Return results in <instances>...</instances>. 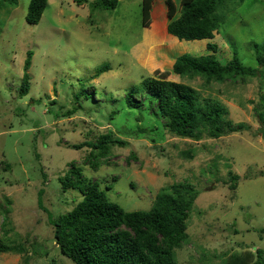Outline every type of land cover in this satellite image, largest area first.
<instances>
[{
  "label": "rangeland",
  "instance_id": "obj_1",
  "mask_svg": "<svg viewBox=\"0 0 264 264\" xmlns=\"http://www.w3.org/2000/svg\"><path fill=\"white\" fill-rule=\"evenodd\" d=\"M180 1L173 0L177 7ZM141 2L119 0L113 10L92 12L90 1L47 0L37 24L25 20L29 0H17L16 6L0 3V238L1 211L7 208L3 242L26 247L0 252V264H74L51 241L52 227L37 203L42 189V206L57 217L81 199L80 191L63 190L58 181L70 163L128 211L150 208L171 183L195 185L199 193L187 219L189 238L174 250L175 264H223V254L264 248V174L259 172L264 170V139L254 111L264 103V66L259 67L253 50L254 43H264V0H243L220 12L219 32L200 40L167 33L164 0L153 1L149 25H142ZM208 41L217 45L215 55L222 63L235 51L244 66L262 68V75L205 83L200 76L171 71L178 55L207 52ZM29 51V90L20 96ZM104 66L106 71L93 76ZM166 71L168 79L221 102L234 125L248 127L194 141L169 133L155 102L126 105L131 86ZM106 131L125 144L110 145L96 168L87 162L90 148L68 146ZM229 170L239 175L234 190L217 183Z\"/></svg>",
  "mask_w": 264,
  "mask_h": 264
},
{
  "label": "trees",
  "instance_id": "obj_2",
  "mask_svg": "<svg viewBox=\"0 0 264 264\" xmlns=\"http://www.w3.org/2000/svg\"><path fill=\"white\" fill-rule=\"evenodd\" d=\"M81 5L90 1L92 12L95 10H113L119 0H74ZM154 0H142L141 23L149 25L150 12ZM243 0H181L179 7L173 0H164L169 18L166 30L179 40H200L213 38L219 32L220 12L230 10ZM7 6H16L17 0H0ZM47 0H29L25 20L37 24L46 8ZM207 52L198 55L182 53L171 64V71L179 77L200 76L205 83L214 80L223 82L238 77L262 75V68L244 66L232 51L230 57L222 63L215 53L217 45L208 41ZM255 59L259 67L264 66V43L253 44ZM211 51V52H209ZM32 52L27 53L23 64V74L18 94L24 96L29 90V74ZM102 67L93 76L106 71ZM148 75L138 84L131 86L124 95L129 108H137L145 99L156 103L157 112L166 119L163 127L178 137L199 141L203 138L216 139L247 128L243 123L234 125L227 118L226 107L216 99L202 97L198 90L184 82L167 78V74ZM142 94L143 100H134L135 94ZM78 96V95H75ZM77 99V98H76ZM262 101L264 95L261 96ZM76 106L79 108L80 103ZM74 107L73 110H76ZM258 121V132L264 139V103L254 106ZM73 112V111H72ZM112 113L110 117H112ZM123 145L124 141L113 136L111 131L99 134L94 140L87 139L68 146L73 149L90 148L87 162L92 168L99 165L100 159H106L109 146ZM191 158L192 151L187 153ZM64 173L58 177L63 190L77 189L81 199L68 212L54 217L42 206L38 191L37 203L47 215L52 227L51 241L56 249L74 264H175L174 250L188 241L187 219L199 193L191 182L171 183L155 195L148 209L125 210L117 202L109 199L97 180L85 177L82 168L70 163ZM210 169H214L213 166ZM264 174V170L259 171ZM46 177L45 175L43 176ZM217 183L228 184L234 190L239 175L228 171L227 178L217 177ZM3 240L7 239L6 224L10 221V210L1 211ZM0 238V252L26 250L25 243L7 244ZM40 248V247H39ZM35 251L31 252L34 255ZM49 247L44 255H49ZM223 264H264V248L243 249L223 254ZM51 264H59L51 260Z\"/></svg>",
  "mask_w": 264,
  "mask_h": 264
}]
</instances>
